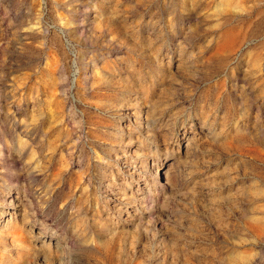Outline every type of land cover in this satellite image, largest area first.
Returning a JSON list of instances; mask_svg holds the SVG:
<instances>
[{"label": "rangeland", "instance_id": "rangeland-1", "mask_svg": "<svg viewBox=\"0 0 264 264\" xmlns=\"http://www.w3.org/2000/svg\"><path fill=\"white\" fill-rule=\"evenodd\" d=\"M0 264H264V0H0Z\"/></svg>", "mask_w": 264, "mask_h": 264}]
</instances>
